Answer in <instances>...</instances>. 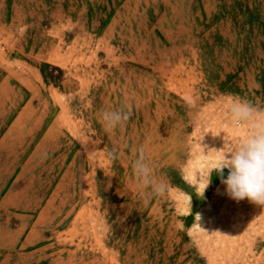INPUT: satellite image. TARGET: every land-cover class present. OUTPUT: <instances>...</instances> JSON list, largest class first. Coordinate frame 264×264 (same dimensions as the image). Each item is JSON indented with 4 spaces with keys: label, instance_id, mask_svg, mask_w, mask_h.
Listing matches in <instances>:
<instances>
[{
    "label": "rangeland",
    "instance_id": "rangeland-1",
    "mask_svg": "<svg viewBox=\"0 0 264 264\" xmlns=\"http://www.w3.org/2000/svg\"><path fill=\"white\" fill-rule=\"evenodd\" d=\"M235 97L264 106V0H0V264H264V206L211 172Z\"/></svg>",
    "mask_w": 264,
    "mask_h": 264
},
{
    "label": "clouds",
    "instance_id": "clouds-1",
    "mask_svg": "<svg viewBox=\"0 0 264 264\" xmlns=\"http://www.w3.org/2000/svg\"><path fill=\"white\" fill-rule=\"evenodd\" d=\"M132 115L130 107L105 110L100 113V121L105 131H113L127 122ZM226 117L236 128L246 126L242 137H237L228 143V151L213 150L221 153L211 170L216 171L225 186V193L229 198L240 201L248 199L250 202L264 206V106H260L247 98L235 97L226 111ZM107 157L116 159V150L106 152ZM132 172L139 184L145 189V203L153 196H162L168 190V185L157 181L153 168L147 161L143 150L132 161ZM227 169V176L224 171ZM211 172L202 190L197 194L203 198L210 183ZM187 214H191V196L185 201ZM199 217V214H197Z\"/></svg>",
    "mask_w": 264,
    "mask_h": 264
}]
</instances>
